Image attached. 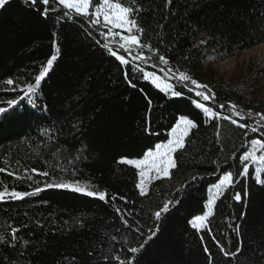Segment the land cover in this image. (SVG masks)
<instances>
[{"label": "trees", "instance_id": "1", "mask_svg": "<svg viewBox=\"0 0 264 264\" xmlns=\"http://www.w3.org/2000/svg\"><path fill=\"white\" fill-rule=\"evenodd\" d=\"M120 2L134 9L130 19L142 29L133 28L137 50L166 69L110 49L91 17L65 16L56 0H7L0 7V106L19 101L57 56L20 103L23 118L0 124V191L31 194L0 200V264H264V184L256 183L264 165L240 159L253 140L264 141V60L226 80L216 79L213 68L264 43V0ZM166 70L190 79L179 82ZM144 72L182 95L161 91ZM192 80L207 85L216 103L197 96L186 85ZM193 101L218 115L190 129L170 176L149 181L142 195L136 167L122 159H140L167 141L181 115L197 112ZM232 105L242 113L235 115ZM245 164L247 176L240 174ZM227 172L235 182L216 196L200 229L205 255L190 240L189 221L208 212L210 189ZM59 183L103 192L105 199L47 187Z\"/></svg>", "mask_w": 264, "mask_h": 264}, {"label": "snow or ice", "instance_id": "2", "mask_svg": "<svg viewBox=\"0 0 264 264\" xmlns=\"http://www.w3.org/2000/svg\"><path fill=\"white\" fill-rule=\"evenodd\" d=\"M27 2L31 4H36L37 0H27ZM40 2L44 5H49L50 0H40ZM56 2L61 5L64 9L67 11L64 12L65 16H68L71 12H75L77 15L84 16V17H92V23L98 24L100 22L101 17L103 18L105 26H111L109 27V33L112 36H120V39L124 42L120 45L121 48H125V50H130L126 46L128 45H140L139 37L136 35H132L133 28L136 29L137 32H142V29L138 27L135 20L130 19V16L134 9L130 6H125L120 2V0H56ZM7 3V0H0V7L4 6ZM94 8L93 12H90L89 9ZM49 11V8L45 7L43 11V15H47ZM112 29H121L124 31H127L129 35H121L119 32H113ZM58 51V49H57ZM110 51V54L114 56L121 64H126L128 61L125 59L123 55H118L115 51ZM57 59L56 54H53L48 60L46 65L42 68L39 75L35 77V83L31 84L27 87V90L24 93V96L20 97V100H9L7 101V107L0 106V124H2L5 120L13 119V118H23V112H17V109L20 106V103L24 100L25 97H28L30 93H35L37 88L39 87L41 81L45 78L47 75L49 69L52 67L53 62ZM159 59L167 63V60L165 57L160 56ZM144 79H150L151 82L161 91L164 92H170L171 96L173 97H179L182 95L181 92L175 91L173 87L166 83L162 82L159 77H156L153 73L144 72ZM180 77L182 80H188L190 79L189 76H187L185 73H181ZM7 84L11 85L13 84L12 80L6 81ZM192 83L196 85L197 88H205L207 89V85H201L197 83L195 80H192ZM191 90V89H190ZM196 95L199 97H202L204 100H210L214 99V95L211 93L205 94L204 92H196ZM29 103L32 104L33 101L29 99ZM195 103V106L198 109H201L205 115L210 117H216L218 114L216 112H213L210 108L205 106L202 103H199L197 101H193ZM221 108L224 107V105H220ZM235 105H232V108L235 109ZM251 113H249L250 115ZM235 115H239V113H235ZM261 115V119L264 120V114ZM223 119L230 120L232 124H238V121L233 120L231 116H225ZM239 127L245 128L247 125L245 124H238ZM197 127L196 123L189 119L187 116L181 115L175 124V126L171 130V139H168L166 144H157L155 146V151H148L145 154V158L143 160H122L121 163H127L130 165H133L139 169H141L139 175L141 177V183L137 186L141 190V194H145V190L143 187L144 178L149 176V173L152 171H155L157 178L161 177H169L170 176V169L176 167V161L174 158V153L179 150L183 149L185 147V140L186 137L189 135V131L192 128ZM146 131H149V129H145ZM253 132L257 131L256 128L252 129ZM252 150L246 152L242 157H240L241 162H247L251 160L254 163H259L261 165H264V155L257 156L256 153L259 150L264 149V141L261 140H253L252 142ZM145 166H147V171H145ZM0 171H3V169H0ZM35 171V170H33ZM264 171V168H257L256 169V183L258 184H264V179L261 178L260 173ZM241 175H249V169L247 165L245 164V167L243 168ZM42 175H47V172L42 173ZM233 173L227 172L223 175V177L220 179V182L218 184L214 185L215 188V195L211 200H209L207 208L208 212H206L204 215L195 216L189 223L194 229H197L198 231L205 226L207 218L212 214V206L216 199V196H218L226 186H231L234 183ZM47 187H58V188H69L72 191L84 193L88 196H98L99 199L104 200L105 199V193L103 192H93V191H87L84 188L81 187H73L72 184L68 183H59V184H49ZM41 189H36L37 192H39ZM31 195L30 193L25 192H17L15 190H12L9 192V190L5 187L3 191H0V200H3L6 196H10L14 199H22L23 197ZM241 194L237 193L234 196V199L237 201L241 200ZM169 203L168 202L164 205L163 209L160 212H156L155 216L157 220L160 219L162 212H167L169 210ZM152 235H155V232L152 233ZM151 239V236L149 237ZM143 247V245H141ZM131 252L135 253L138 251L137 248H131ZM205 251H208L205 249ZM225 255H234V253H228L225 252ZM121 264H123V261H121Z\"/></svg>", "mask_w": 264, "mask_h": 264}, {"label": "rangeland", "instance_id": "3", "mask_svg": "<svg viewBox=\"0 0 264 264\" xmlns=\"http://www.w3.org/2000/svg\"><path fill=\"white\" fill-rule=\"evenodd\" d=\"M93 11H94V9L92 11H90V12H93ZM91 19H93V18L91 17ZM96 25L101 27V31L99 33V37H100L101 40L108 42V44H118V45L120 44L121 45V44L124 43L120 39L119 35L114 37V36H112L109 33V27H111V26L109 25V26L106 27L102 17L100 19V22L98 24H96ZM112 31L113 32H119V33H121V35H129V33L127 31H124V30H121V29H112ZM131 34L135 35V34H133V30H132ZM126 47L128 49H130V50H125V48H124V51H126L128 55L134 56V54H138L144 59L147 58L143 53H140L137 50V45H128ZM263 60H264V43H261V44H259L257 46H254L252 48H249V49H246L244 51H241V52L237 53L236 55H234V56H232L230 58H227V59H225L223 61H220V62L214 64L213 68L215 69V72H216V79L226 80L227 78H229L233 74H238L239 72H242L247 67L248 63H250L252 61H254L256 63H261ZM145 62H147V61L145 60ZM175 75H176V77H175L176 80H178L180 82H185L184 80L181 79L180 74H175ZM160 80L162 82H165V80H163L162 78H160ZM260 97L264 98V82H263V90H262V92L260 94ZM237 112H239V110ZM184 116H186V115H184ZM187 117L189 119L193 120L196 123V125L205 123V122H207L208 120H210L212 118L210 116L205 115L204 112L201 109H198L197 112L194 115L187 116ZM171 130H170L168 139H171ZM167 141H165L163 143H160V144H166ZM151 151H155V148L152 149ZM144 158H145V155L142 158H140V159L124 158L122 160H125V159H127V160H143ZM136 169L138 171V184H140L141 183V177H140L139 173H140L141 169H139L137 167H136ZM145 171H147V166H145ZM156 177H157V175H156L155 171H152L151 173H149V176L144 178V183H143L144 189L147 187L148 182L151 181L152 179L156 178ZM214 194H215V188L213 186L210 189V196H214ZM189 229H190V240H191V242L192 243L196 242L195 240L199 241V243H200L199 245L201 247V250L203 251V253L205 255H207V251H205L206 248L204 247L203 241H202V238H201L200 230L198 231L197 229H194L191 226V224H189ZM194 247H195L194 248L195 250L199 249V246L197 244Z\"/></svg>", "mask_w": 264, "mask_h": 264}, {"label": "water", "instance_id": "4", "mask_svg": "<svg viewBox=\"0 0 264 264\" xmlns=\"http://www.w3.org/2000/svg\"><path fill=\"white\" fill-rule=\"evenodd\" d=\"M111 46H112V47H114V46H117V47H118V45H115V44H114V45H111ZM122 52H123V53H127V52H125V51H122ZM134 55L137 57V59H139V60L145 62V59L142 58V57H140L138 54H134ZM143 59H144V60H143ZM146 60H147V62H149V63H151V64H153V65H156V66H158V67H161V68H163V69H166L165 66H164L163 64L157 62L155 59H152V58H146ZM166 72H167V73H170V72H168L167 70H166ZM170 74H171V73H170ZM172 76L175 78V77H176L175 73H172ZM187 86L190 87V88H192V89H196V90H198V91L204 92L205 94H209V93H210V91H209L208 88H207V89H205V88H197L196 85H194V84H187ZM209 101H211V102H213V103H216V101H215L214 99H210ZM235 110L238 111L236 108H235ZM239 112H240V111H239ZM240 113H241V112H240ZM260 125H261V126H264L263 123H261Z\"/></svg>", "mask_w": 264, "mask_h": 264}]
</instances>
